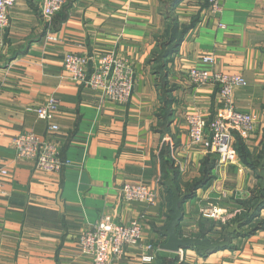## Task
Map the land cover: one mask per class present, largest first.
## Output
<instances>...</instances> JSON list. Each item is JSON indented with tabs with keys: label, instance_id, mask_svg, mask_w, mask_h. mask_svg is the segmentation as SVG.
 <instances>
[{
	"label": "crops",
	"instance_id": "obj_1",
	"mask_svg": "<svg viewBox=\"0 0 264 264\" xmlns=\"http://www.w3.org/2000/svg\"><path fill=\"white\" fill-rule=\"evenodd\" d=\"M174 1L67 0L52 18L43 17L41 0H17L10 10L9 27L0 29V170L9 172L0 196V264H92L79 239L104 216L123 225L144 216L145 238L156 247L153 263L128 246L114 264H160L164 256L183 264H264V225L249 233L260 217L230 235L229 248L206 256L195 248L160 249L172 217L169 178L181 195L192 194L182 205L180 236L213 242L241 224L244 203L264 188V0H220L218 15L208 0ZM171 17L182 41L157 69L154 53L167 50ZM69 53L128 60L136 77L132 99L115 103L74 83L64 70ZM207 55L215 57L214 66H203ZM194 68L241 75L248 83L234 89L233 99L257 122L251 134L234 131L235 165L219 164L189 139L188 112L213 119L222 110L217 86L191 81ZM51 100L59 103L58 132L34 111ZM26 132L55 142L70 166L51 175L18 159L13 140ZM245 152L261 163L246 164ZM206 166L211 179L191 192ZM127 183L156 188V203H126L121 189ZM209 208L224 219L205 216Z\"/></svg>",
	"mask_w": 264,
	"mask_h": 264
},
{
	"label": "built area",
	"instance_id": "obj_2",
	"mask_svg": "<svg viewBox=\"0 0 264 264\" xmlns=\"http://www.w3.org/2000/svg\"><path fill=\"white\" fill-rule=\"evenodd\" d=\"M213 15L222 12L220 0H208ZM17 0H0V29L10 25V10ZM67 4V0H41V13L45 18L59 14ZM56 41L55 37H47ZM204 67L215 65V57L207 55L202 58ZM64 70L74 83L85 85L99 93L103 99L119 104H126L132 97L136 86L135 72L128 60L113 55L98 57L69 53L64 59ZM191 81L196 85H214L219 89L222 110L209 119L201 113L188 112L185 120L191 143L202 148L207 155L214 154L221 165H235L238 154L234 147V131L244 135L251 134L257 118L255 115L237 109L233 92L237 87L247 86L241 75L210 71L208 68H194L189 72ZM40 120L49 124L52 132H58L59 126L53 124L59 113V103L49 101L45 106L34 109ZM18 159L34 161L38 171L44 174L57 175L70 166L63 159L59 146L41 136L26 132L13 140ZM9 172L0 170V196L4 193V178ZM123 200L128 203H142L153 206L158 199V191L141 183H127L121 189ZM204 215L223 220L222 212L217 208L204 210ZM264 217V214H263ZM144 216L129 225L115 222L111 216H104L92 228L84 231L79 243L84 254L92 259V264H114L128 246L142 251L144 263L156 260V247L146 240L144 235Z\"/></svg>",
	"mask_w": 264,
	"mask_h": 264
},
{
	"label": "water",
	"instance_id": "obj_3",
	"mask_svg": "<svg viewBox=\"0 0 264 264\" xmlns=\"http://www.w3.org/2000/svg\"><path fill=\"white\" fill-rule=\"evenodd\" d=\"M173 178H169L166 182L167 187L172 193V206L171 213L172 217L167 225V230L164 235L167 237V242L160 246V249L165 252L180 254L182 251L189 249H197L201 256H206L218 250L227 249L230 247L231 238L230 235L234 233H240V224L235 225L229 229L222 240L213 242L209 238L201 236L199 238L181 237L178 232L180 223L184 217L182 205L191 197V193L181 195L180 191L172 186Z\"/></svg>",
	"mask_w": 264,
	"mask_h": 264
},
{
	"label": "trees",
	"instance_id": "obj_4",
	"mask_svg": "<svg viewBox=\"0 0 264 264\" xmlns=\"http://www.w3.org/2000/svg\"><path fill=\"white\" fill-rule=\"evenodd\" d=\"M178 2H180V0H175L173 2V5L178 4ZM169 21L170 22L168 24V29H169L168 31H170V39L168 42V46H166L167 50L163 49V51L160 53H156V52L154 53V60L157 63V69L159 68L163 69L165 67V64L167 63V60L170 57L171 53L177 48V46L182 41L181 33L179 34V37L177 38V33L179 32L178 22L174 20L172 17L170 18ZM184 30H186V28H184ZM163 46H164V43H163ZM239 153H241V151H239ZM209 156L211 157L215 156L216 161H218L217 159L218 157L216 155L211 154ZM241 157L243 158L244 162L250 166H255V165L257 166L261 163V160H258V162L253 163L250 161V159H247V152H245L244 155H241ZM172 169H173L172 166H169V170L173 172ZM210 169H211V166H206V168L203 171L202 179L197 184L194 185L191 192H194L197 188L205 185L207 181L211 179ZM168 176H169V173H166L165 177L167 178ZM244 206L246 210V213L244 215H246V218L244 221L241 222L240 228H243V226H247L250 222L258 218L261 212L264 210V188L263 190L255 191L254 196H252V198L248 202H245ZM262 226H263L262 224H257L256 227L249 233L255 232V230L260 229ZM160 264H183V263L180 262V259L178 257L164 256L160 259Z\"/></svg>",
	"mask_w": 264,
	"mask_h": 264
},
{
	"label": "rangeland",
	"instance_id": "obj_5",
	"mask_svg": "<svg viewBox=\"0 0 264 264\" xmlns=\"http://www.w3.org/2000/svg\"><path fill=\"white\" fill-rule=\"evenodd\" d=\"M245 214V211L244 210H242L241 211V213L239 214V216H237V218L238 217H240V218H238V219H240L241 221H244L245 220V218H246V215H244ZM241 215V216H240ZM261 219L259 220V222L257 223V224H263L264 225V217L263 216H259ZM208 225H211V223H209ZM256 225V223H254V226ZM245 230H247V229H245ZM246 233V232H245ZM217 236H215L214 237V239L216 238V239H218V237L219 236H221L220 235V232H217V234H216Z\"/></svg>",
	"mask_w": 264,
	"mask_h": 264
}]
</instances>
